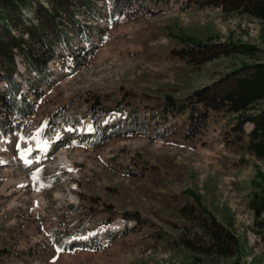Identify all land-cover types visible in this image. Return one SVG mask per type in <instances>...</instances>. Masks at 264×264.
Segmentation results:
<instances>
[{"label":"rangeland","instance_id":"1","mask_svg":"<svg viewBox=\"0 0 264 264\" xmlns=\"http://www.w3.org/2000/svg\"><path fill=\"white\" fill-rule=\"evenodd\" d=\"M67 1L26 0L20 16L8 8L15 35L34 29L29 17L43 30L40 54L51 45L68 50L41 76L16 56L14 78L35 112L24 118L0 112V128L15 129L0 132V264H264V242L248 206L264 189V158L249 148L251 122L241 126L238 114L209 109L206 126L190 138L204 119L203 106L184 112L164 107L167 95L183 100L231 70L264 60V22L187 0H116L125 13L115 15L104 0ZM138 7L144 11L132 14ZM85 22L91 43L81 38ZM4 28L0 33L7 34ZM187 37L222 43L216 50L230 43L255 49L197 64L190 59L206 54L193 50ZM39 40H28L35 52ZM7 84L0 82V92ZM96 99L112 108L102 115L101 133L92 122ZM108 132L114 136L105 139ZM37 138L51 148L32 151L29 143ZM21 147L26 156L19 155ZM19 156L40 164L21 171ZM188 190L236 234L235 256L183 245L196 233L209 240L193 215H181L184 205L200 212ZM135 212L142 222L124 216ZM83 235L88 239L81 242Z\"/></svg>","mask_w":264,"mask_h":264},{"label":"trees","instance_id":"2","mask_svg":"<svg viewBox=\"0 0 264 264\" xmlns=\"http://www.w3.org/2000/svg\"><path fill=\"white\" fill-rule=\"evenodd\" d=\"M25 1L26 0H1L0 2V26L1 24L4 25V31L7 33H0V82L6 80L8 83L6 88L0 92V112L8 118L13 114L24 118L35 112V104L28 101L27 95L22 91V82L14 78V74L18 71V62L16 60L17 54H19L22 59L26 58L30 70L36 75L41 76L43 70H48L47 65L52 58L56 55L63 54L68 50V45H61L62 49L59 50L51 45L48 47L47 54H40V50L45 43L43 30L37 27L38 24L30 17L28 21L32 24L35 30L26 27L23 30L22 35H15L9 23L8 8H14L20 16L25 6ZM59 1L64 6H66L68 2L67 0ZM168 1L170 0H162L161 2ZM4 2H6L5 5ZM187 2L195 3L202 7H221L226 13L238 12L240 14H247L264 22V0H187ZM87 4L89 5L90 3ZM117 6V1L114 0L111 14L125 13L124 9L119 10ZM2 7H4V9ZM52 11L54 10L46 9V12L50 17L55 20L57 19L56 13L54 14ZM143 11L142 8L138 7L132 12V14H139ZM70 16L75 19L74 15ZM82 25L85 27L83 28L84 31L81 38L91 43L92 38L89 36V24L85 22ZM64 30L65 29L62 28L60 32L63 34L64 38H67L68 35L65 34ZM25 34H27V38L24 36ZM37 36L40 37V45L35 52L30 48L28 40L37 39ZM187 39L193 44V50L206 54L203 55V58L200 60L190 59V62L197 64L207 62L220 55H226L237 51L253 54L255 49V46L250 44L230 43L228 49L216 50V46L221 45L222 43L202 44L201 42L194 41L193 37H187ZM78 48L79 47H76V49ZM28 91H30V87L28 88ZM95 102L96 105H90L93 112L92 120L95 128L101 133L103 132V127H105V125L102 124V115L110 113L112 108L103 105L100 99H96ZM168 104H170L171 107H175L180 112L187 111L194 108V106H203L204 110L201 111V113L204 119L198 124V126H194L192 130L188 132L190 138H194L206 126L208 116L207 110H223L229 113L238 114L241 126L248 121L252 124V128L248 133L250 150L257 158H264V60L245 64L237 69L231 70L211 83L195 89L183 100L177 99L172 95H167L165 97L164 107L166 108V105ZM62 108H65V106ZM62 108L51 114L49 117V126L55 124L53 118L63 111ZM65 124H67V122L63 121V125ZM13 127L14 126H6L4 129L0 128V132L15 130ZM112 136H114V134L108 132L104 135V138L109 139ZM188 192L195 198L200 212L199 215L196 216L194 215L192 208H190L191 206L184 205L180 209L181 215L187 216L188 218L193 215L194 220L199 224L200 228L203 229L204 234L209 237V240L206 241L203 236L196 233L192 238H184L183 245L195 253L211 254L212 252H215L224 257L235 256L239 250L240 244L236 234L221 223L215 214L202 204L201 196L199 194H196L192 190H188ZM248 206L254 213L255 232L264 242V189L259 192L255 191L252 194ZM107 207L109 208L110 206ZM124 216L126 219L142 222L141 217H139L136 212L125 213ZM110 222L111 220H106L104 221V224L108 225ZM79 233L82 232L79 231ZM85 245L89 247L91 246L90 244Z\"/></svg>","mask_w":264,"mask_h":264},{"label":"bare ground","instance_id":"3","mask_svg":"<svg viewBox=\"0 0 264 264\" xmlns=\"http://www.w3.org/2000/svg\"><path fill=\"white\" fill-rule=\"evenodd\" d=\"M22 145V141L20 140V146ZM29 145H30V148L32 149V151L33 150H38V149H40V148H43L44 149V146L45 147H47V148H51V143H47L46 142V144H42L41 142H40V140H39V138H37L36 140H34L33 142H30L29 143ZM35 145V147L33 148L32 146H34ZM19 146V147H20ZM48 151V150H47ZM26 151H25V149H24V147H21V150L19 151V155L21 156L22 154H24V156H26L27 155V152L25 153ZM19 156V158H17V159H21V161H19V163H18V165H19V169H21V171L22 170H26V169H31V167L32 166H37L38 164H40V163H38L39 161H40V159H36L34 156H28L27 158H24V157H20ZM4 159H6V158H4ZM23 160V161H22ZM60 161L65 165V166H69V164H68V160H67V158H66V156H64V155H60ZM9 161H3V163H8ZM42 162V161H41ZM70 162V161H69ZM0 163H2V162H0ZM14 164V163H13ZM12 164V165H13ZM17 165V164H16ZM9 170V169H8ZM20 171V172H21ZM19 179V178H18ZM24 184L25 183H27V181H25V182H23ZM119 226V225H118ZM111 227H116V225H111ZM104 229H107V227H104ZM104 232V231H103ZM102 232V233H103ZM80 239H82L83 241L84 240H87L88 239V237L86 236V235H83V236H80L79 237Z\"/></svg>","mask_w":264,"mask_h":264}]
</instances>
